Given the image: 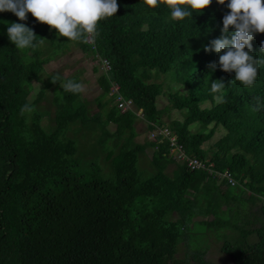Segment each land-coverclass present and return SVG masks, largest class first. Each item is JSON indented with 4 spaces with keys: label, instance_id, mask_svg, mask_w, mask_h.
Returning a JSON list of instances; mask_svg holds the SVG:
<instances>
[{
    "label": "trees",
    "instance_id": "trees-1",
    "mask_svg": "<svg viewBox=\"0 0 264 264\" xmlns=\"http://www.w3.org/2000/svg\"><path fill=\"white\" fill-rule=\"evenodd\" d=\"M228 2L212 0L203 13L173 21L165 5L148 9L143 0H117V13L98 21L94 43L86 33L76 41L57 36L30 12L24 21L0 12V264H182L176 258L182 239L209 232L233 264H264V106L254 110L253 99L260 97L264 105V64L254 85L245 87L234 80V71L208 67L222 53L204 51L221 36ZM13 22L36 34L29 47L18 49L9 40ZM251 44L250 55L264 60L255 36ZM71 46L109 62L100 77L103 96L116 83L136 112H121L114 95L99 98V107L106 108L103 120L100 111L89 114L79 93L68 92L54 112L39 104L46 90H52L50 97L63 88L45 65ZM153 70L169 75L174 89L165 92L152 81ZM62 79L76 82V75ZM34 80L44 86L30 101ZM220 81L223 88L212 93L211 84ZM162 95L169 103L158 106ZM25 104L33 111L22 115ZM171 109L176 113L165 122ZM139 114L149 130L168 127L186 154L201 159L207 156L204 144L222 129L208 159L216 170H228L234 183L187 170L176 162L168 139L137 142ZM196 122L208 130L191 131ZM90 123L97 130L84 131ZM81 132L79 147L75 137ZM148 146L156 151L149 160L152 171L144 173L139 163ZM92 152L96 159L104 153L106 165L89 163L84 155ZM217 193L225 214L192 221L209 214ZM197 251L200 259L203 251Z\"/></svg>",
    "mask_w": 264,
    "mask_h": 264
},
{
    "label": "clouds",
    "instance_id": "clouds-1",
    "mask_svg": "<svg viewBox=\"0 0 264 264\" xmlns=\"http://www.w3.org/2000/svg\"><path fill=\"white\" fill-rule=\"evenodd\" d=\"M216 2L225 4V0ZM211 3L212 0H143L148 9H155L160 5L167 6L173 21L192 17L194 12L203 13ZM226 7L230 11L223 16L221 36L211 40L209 45H204L205 52L222 53L218 61L208 67L215 71L218 64L225 72L234 71V80L241 82L245 87H251L256 81L258 65L264 64V60L250 55L254 36L257 45L264 51V36L255 35L264 33V0H229ZM4 11L14 13L21 21L27 20V13L30 12L36 21L46 23L50 29H56L57 36L76 41L85 33L89 36L95 35L98 21L115 15L118 4L117 0H0V12ZM7 35L16 48L24 49L32 44L36 34L24 23L13 22L7 27ZM223 86L222 81L213 82L211 92L219 93ZM62 87L66 92L84 91L81 83L72 81ZM253 99L256 101L254 110L259 111L264 106L261 99ZM219 100L224 102L223 97H219ZM31 111L33 108L27 104L20 109L22 115Z\"/></svg>",
    "mask_w": 264,
    "mask_h": 264
},
{
    "label": "rangeland",
    "instance_id": "rangeland-1",
    "mask_svg": "<svg viewBox=\"0 0 264 264\" xmlns=\"http://www.w3.org/2000/svg\"><path fill=\"white\" fill-rule=\"evenodd\" d=\"M88 54L83 53L77 46H71L69 51L63 53L60 56L58 55L59 56L58 58L47 63L45 65V69L47 72L51 74V77H54L55 79H58V80H62L61 85L68 83L62 78L71 77L73 76V73L75 75L78 74L79 76H77V78L82 81L81 84L83 85V88H84V91L82 92L83 93L82 97L88 100L89 102H91V103H88V105L90 106L89 108L90 112H92L93 108H96L93 102L94 94L100 92L99 86L97 85V83H95L96 78L99 72L100 73L103 72L102 70H104V68L102 66V61H99V59H96L97 62H94V60ZM92 66L97 67L99 71L97 70H96L97 72L92 71ZM45 72H43L44 74L43 76L46 77L48 73H45ZM153 72H154V77H152L151 80L162 83L163 90L165 92H169L174 89V87L176 86V83L171 81V77L169 75L158 73L156 72V70H153ZM43 86H44L43 82H38L34 80L33 82L34 89L31 91V93L28 96L30 101L32 99L34 100L35 96L38 94L39 90L43 88ZM50 91L52 90L51 89L46 90L45 92L46 95L42 96L41 100L39 101V104L43 107L44 106L48 107L44 109H48L47 111L49 112L53 111V109L54 111H57V109L63 104L64 96L68 92H66L64 88H62L59 95L57 96L52 95L50 96L51 97L50 98L49 97ZM108 96L110 95L108 94L107 96H104L102 101L105 100ZM49 99H51L50 102H49ZM168 103L169 102L167 99V95H162L157 100L158 106H164V105H167ZM35 107L39 111L41 112L43 111V110H40L38 106L35 105ZM105 111H106V108L103 107V110H101L99 114V118L101 120H103L102 119L104 117L103 113ZM174 113H176V111L174 109H171L169 111V115L166 114L164 116L165 122H168L170 120V117L168 116L172 117ZM176 115L178 118H181V115H178V114ZM45 119H46V116H43L42 120L44 121ZM111 126H112L111 123L107 124L108 128H110ZM135 126L138 132V137L135 138L137 142L141 143L144 141H152L155 139L151 135V130L148 129L147 122L143 118L142 114L137 115ZM200 127H201V122H196V123H193L189 127V129L191 131L203 130L204 132L208 130L207 127L204 129H201ZM74 129H76V125H73V127H71V129L69 130V132H71V134L68 133L70 136H73ZM83 130L93 132L97 130V128H95V126L92 123H90L86 125L85 129ZM223 134H224V131L222 129H218L214 133V135L209 139V141L204 144V147L207 149V156H206L207 159L210 157L211 152H212L210 148L214 145V142H216ZM81 135L85 137V134L83 132L79 134V137H75L78 141L77 144H79V147H80V144H83L81 142L83 141L81 140L82 138ZM95 155L96 154L94 152L86 153L84 155V158L89 163H93L97 161V163L99 162L98 163L99 165L102 164L103 166H105L106 165V161L104 160L105 154L102 152H99L98 154L99 159H96ZM152 155H153V151L149 147H147V149H145V154L141 156V161L139 165H140L141 170L144 173H150V171H152V167H150V164H149V160H151ZM178 161L180 163L179 159L176 160V162ZM175 167H176V163L170 164L167 169L168 172L170 173L172 169H174ZM107 169H108V166H107ZM107 174H108V170L106 171L105 176ZM213 203L214 204L209 214L196 215L195 217H193L192 221H199V220L211 221L218 214L220 213L225 214L224 200H223V197L219 193L216 194ZM221 244L222 242L217 238L216 233L214 232H209L206 237L199 235V234L191 238L189 236H185L182 239L181 243L179 244V250H178V253L176 254V258L181 260L182 264H233L230 257L224 254L220 250ZM198 247L201 248L203 251L200 259L197 257V254H196L200 252V251H197Z\"/></svg>",
    "mask_w": 264,
    "mask_h": 264
},
{
    "label": "built area",
    "instance_id": "built-area-1",
    "mask_svg": "<svg viewBox=\"0 0 264 264\" xmlns=\"http://www.w3.org/2000/svg\"><path fill=\"white\" fill-rule=\"evenodd\" d=\"M86 40L90 43H94L93 35L89 36L88 34H86ZM92 46L94 47V44ZM102 65L105 71H108L110 69L109 62L106 59L102 60ZM110 93L115 95L116 106L121 112H126L128 110H134L136 112L133 100L131 98H124L122 96L118 84L112 83ZM151 135L155 139L157 137L168 139L170 151L174 154L176 153V157L181 161V163L187 170H204L211 177H215L218 179L226 178L229 182L234 183L228 170L220 172L215 169L214 163L209 159H201L196 156L186 154L183 147L178 144L177 136L175 134H172L168 127H156L155 129L151 130Z\"/></svg>",
    "mask_w": 264,
    "mask_h": 264
},
{
    "label": "crops",
    "instance_id": "crops-1",
    "mask_svg": "<svg viewBox=\"0 0 264 264\" xmlns=\"http://www.w3.org/2000/svg\"><path fill=\"white\" fill-rule=\"evenodd\" d=\"M79 48V47H78ZM81 51H82V49L81 48H79ZM83 52V51H82ZM84 53V52H83ZM88 55H90V54H88ZM91 56V55H90ZM91 58L94 60V62H97V60L96 59H94L93 58V56H91ZM99 61H101L100 59H99ZM103 66V65H102ZM99 71L98 70V68L97 67H94V66H92V71H95V72H97V71ZM103 72L102 73H100L99 72V74H98V76H97V78H96V82L95 83H97V85L99 86V88H100V92L99 93H95L94 94V98H93V102H94V104H95V106H96V108H93V111L92 112H90V106L88 105V103H91V102H89L88 100H86L85 98H83L82 97V95H83V93L82 92H80L79 94H80V97H81V100H83L84 102H85V104L87 105V107H88V109H89V114H94V113H97V112H101V110H102V107H99V105H98V103L100 102L99 101V98H101V100L103 99L102 98V96H103V94H104V88L101 86V83H100V77H103V76H106V72L104 71V70H102ZM73 75H74V73H73ZM77 76H79L78 74L76 75V82L75 83H81L82 81L81 80H79L78 78H77ZM110 92H111V90H110ZM110 92L109 93H107V95L109 94L110 96H112V94H110ZM110 96H109V98H110ZM104 97V96H103ZM107 100V98L105 99V100H103V101H106ZM99 107V108H98ZM99 109V110H98ZM104 115H105V112L103 113ZM135 128H136V126H135ZM136 131H137V129H136ZM136 137H138V132H137V135H136ZM144 142H149V141H144ZM144 142H141V143H144ZM152 151H153V154H154V151H156V147H153V146H148ZM146 149H147V147H146ZM152 157V156H151Z\"/></svg>",
    "mask_w": 264,
    "mask_h": 264
}]
</instances>
